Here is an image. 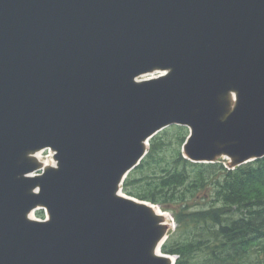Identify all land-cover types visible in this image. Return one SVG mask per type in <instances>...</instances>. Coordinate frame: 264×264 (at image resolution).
Returning <instances> with one entry per match:
<instances>
[{
  "label": "water",
  "instance_id": "water-1",
  "mask_svg": "<svg viewBox=\"0 0 264 264\" xmlns=\"http://www.w3.org/2000/svg\"><path fill=\"white\" fill-rule=\"evenodd\" d=\"M171 126L193 163L264 159V0H0V264H176L123 193Z\"/></svg>",
  "mask_w": 264,
  "mask_h": 264
},
{
  "label": "trees",
  "instance_id": "trees-1",
  "mask_svg": "<svg viewBox=\"0 0 264 264\" xmlns=\"http://www.w3.org/2000/svg\"><path fill=\"white\" fill-rule=\"evenodd\" d=\"M159 133L123 192L159 205L177 224L162 247L176 264H264V159L229 170L184 158L186 127ZM171 136V137H169Z\"/></svg>",
  "mask_w": 264,
  "mask_h": 264
},
{
  "label": "rangeland",
  "instance_id": "rangeland-1",
  "mask_svg": "<svg viewBox=\"0 0 264 264\" xmlns=\"http://www.w3.org/2000/svg\"><path fill=\"white\" fill-rule=\"evenodd\" d=\"M172 127H173V126H172ZM172 127L167 128L166 130H164L163 133L168 132V135H169V133H170V135H171L172 133H175L174 130H171ZM169 137H171V136H169ZM51 159H53V161H54V158L51 156V154H50L49 151L43 152V153L41 154V160H42L43 162L49 161V160H51ZM226 162H227L226 160H221L219 163H226ZM171 216H172V215H171ZM34 217H35V219H37V220H44V219L46 218V213H45V211H43V210H39V211H37V212L35 213V216H34ZM175 231H176V230H175L174 228H172L171 231H170V234H173Z\"/></svg>",
  "mask_w": 264,
  "mask_h": 264
},
{
  "label": "bare ground",
  "instance_id": "bare-ground-1",
  "mask_svg": "<svg viewBox=\"0 0 264 264\" xmlns=\"http://www.w3.org/2000/svg\"><path fill=\"white\" fill-rule=\"evenodd\" d=\"M41 154L42 153H39V154H37V158L42 162V160H41ZM44 163V165L45 166H53V165H55V162L53 161V159H51V160H49V161H46V162H43ZM155 209L157 210V211H162L161 210V208H158V207H155ZM37 211H39V209L38 210H36L34 213H32L31 214V216H30V218L31 219H35V213L37 212ZM163 212V211H162ZM165 216L167 217V225L170 227V228H173V221H172V218L170 217V215L169 214H165Z\"/></svg>",
  "mask_w": 264,
  "mask_h": 264
}]
</instances>
